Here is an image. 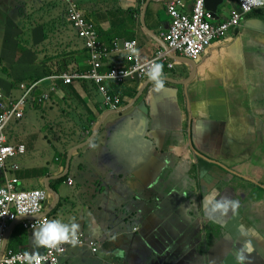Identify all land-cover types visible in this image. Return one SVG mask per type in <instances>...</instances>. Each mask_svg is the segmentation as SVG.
<instances>
[{"label": "crops", "instance_id": "1", "mask_svg": "<svg viewBox=\"0 0 264 264\" xmlns=\"http://www.w3.org/2000/svg\"><path fill=\"white\" fill-rule=\"evenodd\" d=\"M66 1L78 3L109 50L113 42L120 47L124 40H135L145 60L164 47L160 33L168 29L165 5L171 0H0V86L6 94L18 96L22 82L90 69L89 51L65 19ZM182 1L188 12L192 0ZM226 1L213 22L237 9L238 0ZM52 32L63 40L60 49L66 55L43 48ZM34 56L32 66L25 58ZM166 62L160 91L147 77L123 84L107 80L108 94L123 97L116 111L104 108L92 80L60 82L50 101L30 106L13 123L20 129L9 131L8 140L26 146L29 165L6 170L8 178H19L21 187L47 190L50 220L75 222L77 232L99 243L96 254L69 246L59 264H221L243 239H251L254 248L246 264H264V236L252 199L264 198V8L248 13L240 27L213 41L196 60L173 55ZM114 64L126 65L121 51L105 57L102 71ZM79 122L90 128L81 129ZM71 125L80 128L75 137L67 134ZM29 127L44 138L36 153V144L27 139ZM46 148L56 154L46 155ZM178 154L190 155L178 164ZM196 162L202 167L200 182L191 181ZM241 178L252 185L241 188ZM212 193L216 199L238 200L239 208L225 215L206 211L205 198ZM193 218L205 223L197 232ZM22 226V220L12 226L7 247L40 253L44 247Z\"/></svg>", "mask_w": 264, "mask_h": 264}, {"label": "built area", "instance_id": "2", "mask_svg": "<svg viewBox=\"0 0 264 264\" xmlns=\"http://www.w3.org/2000/svg\"><path fill=\"white\" fill-rule=\"evenodd\" d=\"M257 7L252 0H238L237 9L229 12L228 18L213 22L211 13L204 7V0H192L188 12L184 10L182 0H171L166 3L165 11L170 19L166 32L160 33L165 44L157 48L153 55L145 60L140 58V52L135 40H124L120 47L113 42L109 50L99 41V35L93 23L87 20L84 13L75 4H70L67 17L76 35L83 39L85 48L89 51L90 69L85 72H58L33 82H23L19 85L20 94L16 97L6 94L0 86V175L4 182L0 186V264H29L28 256L33 257L31 264H59V258L71 245L88 247L93 254L99 250V243L85 232H77V242H62L53 247H44L40 253L14 251L4 248L15 222L22 220V227L35 231L49 216L45 214V203L48 192L44 189H24L17 177L8 178L7 171L16 170L10 167L9 161L26 149L24 144L8 143L5 133L10 123L23 119L26 110L33 105H45L51 100V94L60 89V82L68 85L83 80H92L99 93L103 95V106L109 110H117L123 105L122 94H108L107 80L123 84L134 78L147 77L146 72L152 62H166L167 56L195 60L215 40L223 39L229 30L240 27L242 19ZM123 54L126 65L114 64L107 72L102 71L105 57L110 52ZM169 69L171 62H166Z\"/></svg>", "mask_w": 264, "mask_h": 264}, {"label": "clouds", "instance_id": "3", "mask_svg": "<svg viewBox=\"0 0 264 264\" xmlns=\"http://www.w3.org/2000/svg\"><path fill=\"white\" fill-rule=\"evenodd\" d=\"M66 3H67V6H66V14H65L66 17H65V19L69 23V20L67 17V11H68L70 4H75L77 7H79V5L77 2H74V1H66ZM252 3L257 7H264V0H252ZM185 59H187V58H185ZM187 60L193 61L192 59H187ZM0 64H1V62H0ZM146 75H147L148 81H150L152 83L154 91H160L161 89L164 88V86H165V75L163 72V65L161 63L152 62L151 65L147 69ZM19 83H20V81L17 82V84H19ZM18 89H19V86H18ZM111 111H116V110H111ZM198 114L203 115V113H198ZM8 143H10L9 140H8ZM10 144H13V143H10ZM13 145H16V144H13ZM26 151H27V149H25V151L23 153H19L10 159V161H9L10 167L11 168L17 167L16 170H13V171L20 170V166L13 162L14 159L18 156L25 155ZM67 158H68V156H67ZM71 158H72V155H71ZM69 168H70V166H69ZM68 170L69 169H67V173H68ZM13 177H16V176H13ZM62 178L65 179V176H63ZM70 181L71 180H69V182ZM20 182H21V180H20ZM49 188L50 187H48V189ZM30 190H32V189H30ZM205 206H206V211H208L210 213H219L220 215H225L229 211H231L232 213H235L240 205H239L238 200L231 199L228 197L216 199V194L212 193L208 197L205 198ZM78 228H79V225L75 222L64 223L60 219H51L50 220V217H49V220H45L42 224L39 225V227L35 231H32V230H27V231L34 232L33 238H34V241H35L37 246L55 248L57 245L61 244L62 242H70L72 244H75L77 242ZM240 235L242 237H246L248 235V233L246 230H242ZM5 248H8L7 243H6ZM253 251H254V248H253L252 240L251 239H243L240 242V247L236 250V253H235V259H236L237 264H246V261L248 260V254H250ZM28 259H29V264H31L33 257L31 255H29ZM37 264H39L38 260H37Z\"/></svg>", "mask_w": 264, "mask_h": 264}, {"label": "rangeland", "instance_id": "4", "mask_svg": "<svg viewBox=\"0 0 264 264\" xmlns=\"http://www.w3.org/2000/svg\"><path fill=\"white\" fill-rule=\"evenodd\" d=\"M27 28H29V26L27 27ZM49 36H51V37H49L48 39H47V41L44 43L47 47H43V48H47L50 52H52V51H54V53L55 54H57V55H59V54H61L63 51L60 49V46L64 43L63 42V40L62 39H60L61 37L58 35V36H55V34L54 33H51V34H49ZM0 45H1V41H0ZM0 50H1V48H0ZM46 54V53H45ZM19 59H21V58H19ZM25 60L26 61H28L29 63H30V65H32L33 66V63L36 61V58H35V56L33 57V58H30L29 57V59L26 57L25 58ZM67 60H69V59H67ZM67 64H69V63H67ZM0 66H1V64H0ZM55 70H58V69H55ZM56 73H58V72H56ZM17 84V83H16ZM15 95H17L16 93H15ZM18 129H20L19 127H17L15 124H13V123H10L9 124V126L6 128V130H5V133H6V135H9V131H17ZM22 130L24 131L25 130V128L23 127L22 128ZM79 131L80 130V128L79 127H77V125L76 126H74L73 127V125H71V126H69L68 127V133L67 134H70V136H72V137H75V132L76 131ZM50 135H52V132H48ZM60 133V132H59ZM10 138V137H9ZM28 139V141L30 142V144L31 145H35L36 144V147H35V150L34 151H32V152H34V153H36L38 150H40L43 146H44V138L42 137V134H41V132L39 131V130H37L36 128H30L29 127V138H27ZM82 138H80L79 140H81ZM82 147H84L83 145L82 146H79L78 147V149H80V148H82ZM46 150H47V152H48V154H46V155H49V154H56V151L55 150H53V149H48V148H46ZM254 154L255 153H252V154H248V155H250V157H251V159H253V160H255L256 158H255V156H254ZM35 156H37L38 154H34ZM190 154H178L177 155V160H176V162L179 164V163H184L185 161H186V159L188 158V156H189ZM247 155V156H248ZM190 159H191V157H190ZM15 161H17V162H21V161H23V163L21 164L20 163V170H21V168H23V166L25 165V163L26 164H28L29 165V161L28 162H25V160H29V152H28V154H25V155H23V156H18V157H16L15 159H14ZM218 165V164H217ZM201 169L200 168H197L196 169V172H197V174H196V177L195 178H191V181H195V180H197V181H201V179H202V174H201ZM239 175V174H238ZM117 176V175H116ZM195 176V175H194ZM233 176V175H232ZM241 176V175H240ZM106 177L107 178H109V179H111V178H113V177H115V173H107L106 174ZM242 177H244V176H242ZM249 184H251L249 181H247V180H245V179H243V178H241L240 180H239V186H241V188H243V187H245V186H248ZM27 185H29V183H27ZM105 185L108 187L109 186V183H108V181H105ZM252 185V184H251ZM255 185V184H254ZM47 186V185H46ZM22 188H24V189H29V187H24V185L22 186ZM194 192V191H193ZM225 193H228V190L226 189L225 190ZM158 198H160L159 199V202L160 201H162L163 200V198L161 197V196H158ZM252 199H253V201H254V204H255V206H256V209H257V211H258V223H259V226L262 228V235L261 236H264V224H262L261 223V221H262V215L264 214V198H261V199H259L258 197H257V195H252ZM121 202V201H120ZM114 209H116V207H114ZM193 221H194V226H193V231L194 232H197V231H199V229H201V227H202V224H205L203 221H198V220H196L195 218H193ZM202 235V233L198 236V237H196V238H193V239H191L193 242H195L196 240H199L200 239V236ZM198 246L200 247V244L198 243ZM204 247H207V244H204L203 245ZM251 259V258H250ZM262 261V259H260L259 261H257V262H261Z\"/></svg>", "mask_w": 264, "mask_h": 264}, {"label": "water", "instance_id": "5", "mask_svg": "<svg viewBox=\"0 0 264 264\" xmlns=\"http://www.w3.org/2000/svg\"><path fill=\"white\" fill-rule=\"evenodd\" d=\"M225 3H227L226 0H204V7L206 8V10H208L211 13L212 17H215L217 13V9ZM72 151L73 149L69 152V155L66 161L67 169H69V166H70ZM5 247H6V243L4 244V248ZM221 264H237L236 259H235V252L229 251L223 257Z\"/></svg>", "mask_w": 264, "mask_h": 264}, {"label": "trees", "instance_id": "6", "mask_svg": "<svg viewBox=\"0 0 264 264\" xmlns=\"http://www.w3.org/2000/svg\"><path fill=\"white\" fill-rule=\"evenodd\" d=\"M52 33H53V32H52ZM47 35H49V34H47ZM63 54L66 55L67 53H65V52L63 51ZM64 70H66V69H64ZM79 123H80L79 127H80L81 129L88 130V129L90 128V127H89L90 124H88V123H85V122H79ZM193 151H194L196 157H198V158H204V157H203L201 154H199L195 149H193ZM205 159H206V158H205ZM197 168H200V169L202 168L198 162L195 163V170H196ZM190 175H191V172L188 173V177H189V179H190ZM61 179H63V178H61ZM2 182H4V178L2 179ZM2 185H3V183L0 184V186H2ZM51 189H53V190L55 191L54 188H51ZM55 192H56V191H55Z\"/></svg>", "mask_w": 264, "mask_h": 264}]
</instances>
